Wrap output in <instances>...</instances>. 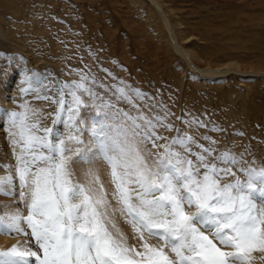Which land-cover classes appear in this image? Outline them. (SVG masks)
I'll return each mask as SVG.
<instances>
[{
    "label": "snow or ice",
    "instance_id": "6c2138e0",
    "mask_svg": "<svg viewBox=\"0 0 264 264\" xmlns=\"http://www.w3.org/2000/svg\"><path fill=\"white\" fill-rule=\"evenodd\" d=\"M28 71L19 92L35 93L54 111L27 100L19 111L4 110L15 164L0 176V195L15 197L18 182L23 208L0 214V235L24 239L0 248V264H252L253 252L264 253V166H242L243 154L219 150L208 135L198 140L178 127L170 138L160 134L173 131V114L145 115L133 96L146 94L123 81L112 86L113 101L94 89L95 76L75 70L78 80L57 82L47 95L34 87H48L43 77ZM48 117L51 126H43ZM176 119L207 127L195 117ZM99 161L109 168L110 193L95 167L84 173L86 183L75 179L73 164ZM117 214L138 243H129Z\"/></svg>",
    "mask_w": 264,
    "mask_h": 264
},
{
    "label": "rangeland",
    "instance_id": "374dc122",
    "mask_svg": "<svg viewBox=\"0 0 264 264\" xmlns=\"http://www.w3.org/2000/svg\"><path fill=\"white\" fill-rule=\"evenodd\" d=\"M164 1L180 20L179 31L193 36V49L211 64L230 57L264 67V0ZM153 19L145 0H0V27L7 35V39L0 36V95L14 89L13 96L0 97V176L8 175L5 166L15 164L4 110L19 111L27 100L46 114L54 111V105L34 99L35 93L19 92L26 86L23 76L33 74L29 69L43 77L42 85L48 87H34L47 95L55 93L57 82L78 80L75 70L95 76L94 89L113 101L112 86L123 81L146 94L143 100L133 96L145 115H163L166 110L173 114L169 117L173 131L160 129V134L170 138L178 127L198 140L208 135L219 150L243 154L242 166H264V80L247 75L239 81L233 73L223 78L197 77L180 55L165 46L160 23ZM117 107L136 114L125 101ZM181 115L185 120H202L207 127H188L176 119ZM48 123L51 117L42 121L43 126ZM200 142L207 146V141ZM146 149L156 152L151 144ZM72 167L75 179L84 183L75 164ZM237 175L245 178L240 172ZM18 191L17 182V201ZM257 203H262L259 198ZM4 206L0 214L9 211ZM253 257L252 264H264L261 254L253 252Z\"/></svg>",
    "mask_w": 264,
    "mask_h": 264
},
{
    "label": "bare ground",
    "instance_id": "6f19581e",
    "mask_svg": "<svg viewBox=\"0 0 264 264\" xmlns=\"http://www.w3.org/2000/svg\"><path fill=\"white\" fill-rule=\"evenodd\" d=\"M145 2L150 6V9L152 10V14L154 17L153 21L160 23V34L162 35L161 38H163L165 46L180 55L186 61L188 67L194 71L197 77L203 79L223 78L227 76L228 73H233L239 81H243L242 77L247 75L258 76L259 78L264 80V67L261 66L256 67L253 65L244 64L241 61L230 57L223 58L219 63L211 64L210 61H207L206 58L199 55L195 51V49H193V44H191L193 41V36L186 37L185 35H183L182 30L179 31L178 26L181 24V22L175 17L172 8H170L164 0H145ZM1 35L4 38L5 34L0 27V36ZM6 36L5 39H7ZM10 38L11 37H9V39ZM12 45L15 46L14 43H12ZM194 61L205 66H198L196 65L197 63H194ZM13 94L14 89L10 88L8 92L6 91V94L4 93L0 95V97L3 98L5 95L13 96ZM47 126H51V123H48ZM85 136L87 138V142L89 140L88 134H86ZM143 147L144 146H142V148ZM89 167H95L98 170L105 188L110 193L112 190V186L109 182V172L103 161H99L95 165L83 163L75 164V172L79 177H81V179L84 180V183H86L84 173ZM1 173L3 172L1 171ZM109 199L113 207H116V202L111 199V196H109ZM10 202L13 203V205L8 206V210H14L18 206L22 207L17 202L16 196L5 197L0 195V206L7 205V203ZM24 212L26 213V210H24ZM116 221L122 231L128 236L129 243H138V241L133 239L131 225L127 224L119 214L116 215ZM23 239L24 238L22 236H17L15 234L0 235V248L10 247L12 244H15L17 241H21ZM156 242L157 240L155 238H151L149 240V243L152 244H156ZM255 252L264 256V253H260L259 251Z\"/></svg>",
    "mask_w": 264,
    "mask_h": 264
}]
</instances>
